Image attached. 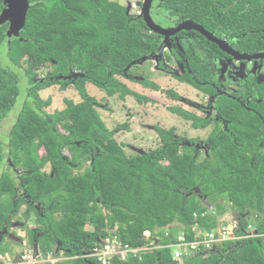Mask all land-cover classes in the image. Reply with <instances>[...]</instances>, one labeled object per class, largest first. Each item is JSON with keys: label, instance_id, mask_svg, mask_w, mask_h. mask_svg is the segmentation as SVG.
I'll return each instance as SVG.
<instances>
[{"label": "trees", "instance_id": "obj_1", "mask_svg": "<svg viewBox=\"0 0 264 264\" xmlns=\"http://www.w3.org/2000/svg\"><path fill=\"white\" fill-rule=\"evenodd\" d=\"M236 1L244 13L245 6L249 10L257 6L256 0ZM156 2L151 8L154 22L157 15L166 14L176 24L192 21L210 29V23H217L215 0ZM27 4L24 25L15 36L9 31L10 19H3L8 4L0 0V51L16 67L13 71L24 77L26 87L7 149L0 144V230L5 219L17 217L26 204L23 198L15 200L18 188L39 204L38 208L26 204L25 228L32 212L37 225L35 232L27 230L28 239L44 258H64L55 264H96L87 256L106 238L134 249L157 245L141 253L140 259L113 258L110 264H264L260 119L264 104L256 102L260 93L248 109L232 97H218L216 111L225 129L220 122L216 125L204 152L176 138L172 129L155 128L159 146L128 157L86 86L122 99L130 91L118 78L132 80L131 69L143 58L160 56L159 67L171 61L183 64L186 71L177 79L214 96L208 74H201L206 65L196 58L203 44H191L184 59L173 49L167 54L163 37L151 33L141 17L127 15L124 7L109 0H27ZM246 25L240 32L247 31ZM249 42L253 43L245 40L240 48L246 49ZM201 43L212 46L203 39ZM44 71L48 74L35 80ZM16 75L0 66V125L19 97ZM55 86L75 90L81 101L65 100L61 111L48 113L51 102H43L39 94ZM169 111L195 130L209 127L194 114L177 108ZM7 159L20 171L19 178L13 170L4 171L9 168ZM229 212L235 221L231 224L237 225L232 240L223 241L211 254L197 251L174 260L169 247L178 244L179 235L194 241L196 231L217 229ZM5 253L0 249V255Z\"/></svg>", "mask_w": 264, "mask_h": 264}, {"label": "rangeland", "instance_id": "obj_2", "mask_svg": "<svg viewBox=\"0 0 264 264\" xmlns=\"http://www.w3.org/2000/svg\"><path fill=\"white\" fill-rule=\"evenodd\" d=\"M109 1L124 7L127 10V15L131 17L135 15L140 17L142 14V4L144 0ZM156 20L161 24H158L161 28H163L162 26H171L174 24L173 19L166 14L161 16L157 15ZM182 46L184 47L185 45ZM165 48H169L168 43L165 44ZM159 60L160 56L159 58L155 56L140 64L138 63L137 66L131 69L132 75H130V78L132 80L118 78L131 93L126 94L122 99L118 96L109 98L102 91L89 85L86 86L87 94L95 100L96 109L101 119L113 134L117 143L124 147V152L128 157L147 153L150 150H155L159 146V139L155 128L163 130L172 129L175 132L176 138L186 141L187 145L195 144L198 151L204 152L207 147L206 139L211 134L212 125H214V123L211 122L210 126L205 130H195L191 128L189 122L172 114L169 109L177 108L203 119L208 118L211 113L208 112V107L204 106L203 98H205V95L177 79L183 73L182 66L176 65L174 61H171L166 63L163 67H159ZM217 65L211 64L213 69L216 67L220 69L217 81L222 88L231 92H242L244 90V76L253 75L255 73L259 75L262 74L260 73L262 67L258 64L248 65L229 59H222ZM0 66L15 75L17 74L16 70L13 71L16 67H14L3 54V49L0 51ZM167 68L170 69V72L162 70ZM46 74H48V72L44 71L36 75L35 80L44 78ZM16 76L19 80V97L8 116L0 125V144L4 149H7L9 132L17 120L26 94L24 77L18 74ZM144 83H147L146 87ZM152 87H156L158 90ZM172 93L176 94L177 98H174ZM39 96L43 102L50 100L51 105L47 108V112L50 114L61 111L65 107V100L72 101L75 104L81 101L75 90L70 88L61 90L60 87L57 86L40 92ZM206 101L205 99L204 102ZM214 117L218 120L216 115ZM124 125H126V128H123ZM40 155H42V152H40ZM8 166L9 168H4V171L10 173L13 169L16 170L14 171L15 178L20 175V171L11 167L10 164ZM21 194L22 193H19V195ZM205 204L207 203L205 202ZM22 210L23 209H21V211ZM21 211L18 217L13 220V225L9 227L5 238L6 240L10 238L9 240H11L12 246L14 244L17 250H23V261L27 264H55L60 260L62 261L64 259L60 258L62 256L59 258L47 256L44 258L43 254L39 251L38 245L32 246L26 244L25 221L22 216L23 212L21 213ZM229 213H226V215L221 218L219 225L223 224V226H226L227 224L235 222L233 216ZM34 221L35 217L32 215L28 222L27 229H34ZM87 229L90 231L92 230L91 227ZM211 232L218 233L219 229H215ZM148 235L149 234L146 233V236ZM203 236L206 237V232L205 234L195 236V240H202ZM101 242H103V240ZM216 248L217 246H213L206 249V251H202L205 254H211L216 251ZM183 251H185V249H183ZM28 256L30 258H28Z\"/></svg>", "mask_w": 264, "mask_h": 264}, {"label": "flooded vegetation", "instance_id": "obj_3", "mask_svg": "<svg viewBox=\"0 0 264 264\" xmlns=\"http://www.w3.org/2000/svg\"><path fill=\"white\" fill-rule=\"evenodd\" d=\"M215 1L217 5V9L215 10L216 11L215 17H217L216 18L217 23L216 24L210 23V29H207L200 24H196L194 22L193 23L201 27L208 35H210L211 38L217 40L219 44L209 41L201 33H198L195 31H181L177 35L169 37L166 42L169 44V48L166 49L167 54H169L170 51L173 49L176 51L178 56L182 59H184L183 54H186L191 44H194L197 41L200 44H203L201 45V47L197 49L196 58H198L203 64L206 65L204 68L206 69V71L201 72V74L202 75L208 74L207 84L211 85V87L214 90L215 95L214 96H209V95L204 96L205 97L203 98L204 106L208 107V112L211 114L208 118H205V119L201 117L199 118L203 119V121H208L209 126H210V123L213 122L214 125H212L213 127L212 131L213 129L216 128V125L219 122L222 125V127L225 129L226 123L220 120V118L218 117V113L216 111V105H217L219 96L225 95L227 97H232L241 106L248 109L246 106L251 104V101L255 97V94L257 95L258 93H260V96L257 97L256 102L258 104H261V103L264 104V69H263L264 68V0H256L257 6H255L253 10H251L250 8L251 11L249 10L248 6H245L244 7V9L246 10L245 13L240 11L241 10L240 6H236L237 5L236 0H234L233 4H231L233 0H215ZM156 3H157L156 0H154L153 4H156ZM186 22H192V21H186ZM186 22H182V23H186ZM154 23L157 25L160 24L157 21ZM182 23L176 24L174 22V24H172L171 26H162V27L164 29H174ZM246 24L249 25V27H247ZM244 25H246V28L244 29H247V31L242 33L240 32V30L242 29V26ZM192 33H197L201 37V39L194 38ZM202 39L212 46H208L207 44L201 43ZM193 40H196V41H193ZM245 40H251L253 41V43L249 42V44L246 46V49L240 48L244 46L241 44H245ZM163 41H164V38H163ZM182 45H185V46L183 47ZM231 53L235 54V56ZM237 55H242V56L244 55V56H251V57L261 56V57L254 58L251 61H242V60H239ZM222 59H229L231 61H235L238 63H245L248 65L258 64L263 69V70L262 69L260 70L261 71L260 73L262 74L259 75L255 73L253 75L244 76L243 81L245 83L244 84L245 88L242 92L228 91L227 89L222 88L220 83L217 81V78H219L220 69L217 67L213 69L211 66V64L217 65ZM175 64L179 65L177 61H175ZM181 66L183 68V73H184L186 71V67L183 64ZM205 99L207 100L206 102H204ZM262 111H263V115L260 116L258 112H256V114L260 116V119L262 120V123L264 125V107ZM215 115H216V118L218 117V120L215 119L214 117ZM7 162L8 164H10L9 159H7ZM13 171H16V170H13ZM17 178H19V176ZM15 191L17 193V195L15 196V200H18V198H23L24 202L28 205V207L32 206V207L38 208L39 204L29 200L28 197H25V194L23 192H20L18 188ZM19 193H22V194L19 195ZM26 204L21 207V209H23L22 211L20 209L21 213L23 212L22 216L28 211V207ZM32 215H34L33 212L30 214V219ZM17 217H13V218L11 216L7 217L5 221L3 222V225L1 226L0 249L3 251L4 250H8V251H6L4 255H0V264H13V262L16 259L15 258L16 255L18 256V258L15 264H27L26 262L23 261L24 260V257L22 254L23 250L21 249L17 250L16 247H14V244L12 246L11 240H9L10 238L8 240H6L5 238L9 227L13 225L12 222ZM24 221H25V218H24ZM29 221L26 222L27 225ZM36 227L37 225H35L34 229H29V230L35 232ZM27 230L28 229L25 228L26 244L32 245V246L37 245V244H31V241L28 239Z\"/></svg>", "mask_w": 264, "mask_h": 264}, {"label": "built area", "instance_id": "obj_4", "mask_svg": "<svg viewBox=\"0 0 264 264\" xmlns=\"http://www.w3.org/2000/svg\"><path fill=\"white\" fill-rule=\"evenodd\" d=\"M217 229H219L218 233L206 232V237L203 236V239L198 241L194 240L189 242L185 239L183 234L179 235L177 238L178 244L169 247L172 249L174 260L178 261L182 256L194 255L197 251H206V249L220 245L223 241L232 240L237 225L227 224V226H223V224H220ZM199 234H205V232L196 231V236H199ZM144 235L146 236V233ZM149 235L146 237H149ZM156 246V244L151 243L141 249H134L128 245H123L116 239L106 238L101 242L100 246L94 249L93 253L87 257L93 259L96 264H110L113 258H118L122 261L130 257L140 259L141 253L150 252L157 248ZM183 249H185V251H183ZM28 258L30 257L28 256Z\"/></svg>", "mask_w": 264, "mask_h": 264}, {"label": "water", "instance_id": "obj_5", "mask_svg": "<svg viewBox=\"0 0 264 264\" xmlns=\"http://www.w3.org/2000/svg\"><path fill=\"white\" fill-rule=\"evenodd\" d=\"M153 2L154 0H144V3L142 4V14L140 15V17L142 18L147 29L151 33H154L164 38L163 45L166 44L169 37L175 36L181 31H195V32L201 33L209 41L219 44L217 40L211 38L210 35H208L201 27L197 26L193 22L182 23L174 29H164L156 25L151 18V8L153 5ZM5 3L8 4V9L5 11L3 15V19H6V17L10 19L9 21L11 22V26H10L9 31L13 35L17 36L25 22L26 11L28 9L27 0H5ZM3 19H0V22L3 21ZM233 55L235 56V54ZM237 57L239 58V60H242V61H251L252 59L258 58L261 56L251 57V56L237 55ZM146 59L147 58H143L141 61H145ZM15 258L16 259L13 262V264L17 262L18 256L16 255Z\"/></svg>", "mask_w": 264, "mask_h": 264}]
</instances>
